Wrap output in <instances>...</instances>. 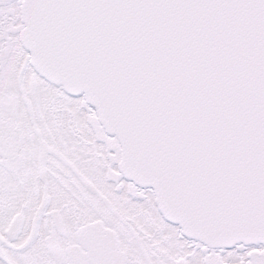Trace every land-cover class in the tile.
<instances>
[{
    "label": "snow or ice",
    "instance_id": "obj_1",
    "mask_svg": "<svg viewBox=\"0 0 264 264\" xmlns=\"http://www.w3.org/2000/svg\"><path fill=\"white\" fill-rule=\"evenodd\" d=\"M0 264H264V0H0Z\"/></svg>",
    "mask_w": 264,
    "mask_h": 264
}]
</instances>
